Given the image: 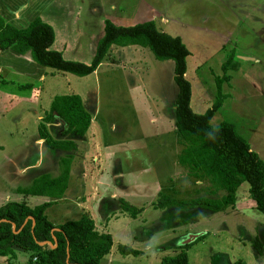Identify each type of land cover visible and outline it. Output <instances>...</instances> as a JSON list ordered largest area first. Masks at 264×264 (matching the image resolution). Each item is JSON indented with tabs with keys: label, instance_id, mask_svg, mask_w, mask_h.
Listing matches in <instances>:
<instances>
[{
	"label": "rangeland",
	"instance_id": "obj_1",
	"mask_svg": "<svg viewBox=\"0 0 264 264\" xmlns=\"http://www.w3.org/2000/svg\"><path fill=\"white\" fill-rule=\"evenodd\" d=\"M0 14L18 28L41 17L55 29L53 49L86 64L95 56L107 19L124 26L154 20L160 30L180 36L192 52L188 79L195 112L205 113L216 100L215 76H231L223 85L229 97L212 124L233 123L264 160V0H0ZM10 59L0 58L7 62L0 65V197L9 192L15 199L16 187L31 186L37 176L58 177L61 160L72 156L64 195L31 196L27 202L53 201L47 215L56 225L88 213L99 229L107 227L116 244L101 264H161L186 244L189 264H264V215L247 182L235 205L220 212L190 205L199 197L217 199L226 192L215 191L209 179L195 178L179 163L185 145L174 128L178 86L173 60H159L139 46L113 47L97 71L83 77ZM18 67L23 75L11 79ZM10 82L11 90L3 85ZM25 84L27 93L20 88ZM68 93L81 95L92 112L93 128L82 139L68 132L61 117L50 123L46 119L54 97ZM161 105L166 107L162 114ZM155 118L157 125L149 123ZM161 119L172 130L165 128L172 145L160 143ZM41 132L55 141H77L79 150L51 149ZM143 137L147 143L138 142ZM167 196L187 206L160 208ZM199 236L203 238L194 242ZM123 245L138 254L122 255ZM29 255L18 251L14 263L27 264Z\"/></svg>",
	"mask_w": 264,
	"mask_h": 264
},
{
	"label": "trees",
	"instance_id": "obj_2",
	"mask_svg": "<svg viewBox=\"0 0 264 264\" xmlns=\"http://www.w3.org/2000/svg\"><path fill=\"white\" fill-rule=\"evenodd\" d=\"M56 33L54 27L37 17L26 28H18L7 23L0 14V50H13L25 55L30 53L39 66L53 71L88 76L101 66L113 47L139 46L150 49L159 60H173L174 80L178 86L176 100V128L185 148L179 156V163L188 168L198 179H209L215 191H225L221 198L199 197L190 205L211 212H220L235 205L237 192L247 182L251 198L257 209L264 215V160L251 144L238 133L233 123L223 121L214 126L212 119L221 109L228 94L223 85L231 76H215L216 100L205 113H197L192 108V84L187 78L188 57L191 52L180 36L171 35L158 28L154 20L131 26L105 21L104 35L97 43L95 56L90 64L67 60L62 51L53 49ZM232 55L224 64L227 72L232 63ZM29 89V86H22ZM47 121L61 117L68 132L83 137L92 122V114L86 109L81 95L68 93L54 97ZM51 149L74 151L73 140H54L51 135L41 132ZM63 161V162H62ZM72 156L61 160L63 171L58 177L43 174L34 179L31 186L19 188L24 196H47L60 198L68 188ZM53 201L31 205L26 200L10 201L0 207V256L8 257L9 264H15L18 250L30 253V264H101L114 244L111 233L100 231L94 219L83 213L79 219L60 224L52 222L47 210ZM187 206L167 196L158 205ZM129 208V207H128ZM199 236L194 242L200 240ZM191 244V243H190ZM189 244L174 254L167 255L161 264H189L187 248ZM255 248L261 251L259 242ZM124 256L137 255L132 247L120 246Z\"/></svg>",
	"mask_w": 264,
	"mask_h": 264
},
{
	"label": "crops",
	"instance_id": "obj_3",
	"mask_svg": "<svg viewBox=\"0 0 264 264\" xmlns=\"http://www.w3.org/2000/svg\"><path fill=\"white\" fill-rule=\"evenodd\" d=\"M116 8V6L115 5H112V9L114 10ZM111 20V19H110ZM114 22H116V21H114ZM118 25L120 24V23H118V22H116ZM55 42H56V40H55ZM54 45H55V43H54ZM53 45V46H54ZM53 48V47H52ZM4 55H7V56H10L11 57V59H14V60H11V62H17L18 60L21 62V64L24 62V63H27L28 64V61L30 62V63H34V60L32 59V57H31V54L30 53H28V54H25V55H20V54H18V53H16V52H14L13 50H10V49H8V50H0V58L1 59H4ZM192 56V52H191V55L189 56V57H191ZM189 57H188V64H189ZM7 62L6 61H3L2 63H0V65H1V67H4L5 66V64H6ZM23 63V64H24ZM4 65V66H3ZM1 67H0V69H1ZM36 67H41V66H37V64H36ZM174 67H175V64H174ZM19 68V67H18ZM20 68H21V70H22V72H24L23 71V69H22V67L20 66ZM20 68L17 70L16 68H15V70H14V72L13 73H11V79H13L14 78V76L15 75H23V74H21L22 72H20L19 73V70H20ZM39 69H41V70H43V69H45V68H43V67H41V68H39ZM20 70V71H21ZM97 71V70H96ZM28 72V71H27ZM27 72H26V74H27ZM17 73V74H16ZM46 73V72H45ZM186 76H187V78H188V76H189V66H188V70H187V73H186ZM17 77V76H16ZM24 77H29V76H24ZM30 78V77H29ZM174 78V77H173ZM27 80H29V79H27ZM36 81V80H35ZM3 85H5V87H6V89H9V90H11V89H13V84L10 82V83H6V84H3ZM24 86H28V84H25ZM21 90L22 91H25L26 90V93H27V90L28 89H23L22 88V85H21ZM12 93H14L13 95H14V97H15V99L17 98V94H18V89H16V91H12ZM165 95H167V94H165ZM174 96V95H173ZM82 97V96H81ZM174 98V102H173V104H172V108H173V112H174V120H175V122H174V128L177 130V128H176V100H177V97H173ZM12 101V100H11ZM84 105H85V107H86V103L84 102ZM164 108V105H161V107H160V112H161V114H162V112H164L165 111V108ZM86 109H87V107H86ZM88 110V109H87ZM91 114H92V112L90 111V110H88ZM95 112H96V110H95ZM92 120H93V117H92ZM93 122V121H92ZM92 122H91V125H90V127H89V129H88V131H87V133L89 134V132L91 131V129L93 128V124H92ZM158 122H159V119H157V118H155V119H150L149 120V123H156V125L158 124ZM160 122H162L161 123V125H160V128L158 129V131H159V133L161 134V137H160V143L162 144V145H166V146H168V145H172V140L171 139H169L168 137L169 136H167L166 134L170 131V132H172V130L170 129H168V124H167V122H163V120L161 119V121ZM172 125L170 124V127H171ZM109 128L111 129L112 127L111 126H109ZM141 128V126L139 127V129ZM168 129L169 131H167L166 129ZM104 129H107V125L106 124H104ZM133 135H136V134H133ZM79 138H83V137H79ZM163 138V139H162ZM133 139H134V137H133ZM133 139H132V141H133ZM149 139H152L153 141H154V137L153 136H150V138ZM163 140V141H162ZM146 142L147 143V140H146V137H143L140 141H138V142ZM169 142H171V143H169ZM75 143H76V149L74 150V151H77V150H79V146L77 145V141H75ZM178 158V157H177ZM11 177H13L12 175H10V180H11ZM38 177V176H37ZM37 177H35V178H37ZM34 178V179H35ZM34 179H33V181H34ZM12 181V180H11ZM33 183V182H32ZM0 189H2L1 187H0ZM14 189V185L13 184H10V190H13ZM18 186L16 187V189H15V191H16V197H15V199H11V196H10V194H9V192H7L6 193V195H5V197L3 198V197H0V206L2 205V204H4V203H8V202H10L11 200L12 201H24V200H26L27 201V199L31 202V196H24V195H22V194H20L19 192H18ZM68 189V188H67ZM14 191V190H13ZM8 195V196H7ZM2 200H4V201H2ZM30 204V203H29ZM49 209V208H48ZM106 225V224H105ZM97 226V228H98V225H96ZM99 229V228H98ZM100 231H103V232H108V233H110V231H108V229H107V227L106 228H104V229H99ZM113 236V235H112ZM113 239H114V237H113ZM115 244H116V241L114 240V244H113V247H112V251H113V249H114V246H115ZM18 251H21V250H18ZM23 252V251H22ZM29 257H30V255H29ZM29 257L27 258V264H30L29 263ZM106 258V257H105ZM104 258V259H105ZM0 264H9V261H8V257H4V256H0Z\"/></svg>",
	"mask_w": 264,
	"mask_h": 264
}]
</instances>
